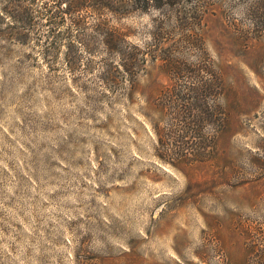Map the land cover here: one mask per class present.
Segmentation results:
<instances>
[{
    "label": "rangeland",
    "instance_id": "obj_1",
    "mask_svg": "<svg viewBox=\"0 0 264 264\" xmlns=\"http://www.w3.org/2000/svg\"><path fill=\"white\" fill-rule=\"evenodd\" d=\"M35 2L25 43L0 18V264H264V31L218 0L193 44L175 30L155 46L156 15L79 32ZM116 41L136 52L134 89ZM168 60L223 81L209 103L226 122L200 131L214 142H168L188 122Z\"/></svg>",
    "mask_w": 264,
    "mask_h": 264
},
{
    "label": "trees",
    "instance_id": "obj_2",
    "mask_svg": "<svg viewBox=\"0 0 264 264\" xmlns=\"http://www.w3.org/2000/svg\"><path fill=\"white\" fill-rule=\"evenodd\" d=\"M36 0H0V18H9L11 26L4 29L3 34H8L12 39L25 43L28 31L34 27L32 6ZM218 0H45L44 14L48 26L56 28L69 16L70 23L83 32L86 28L88 16H100L104 12L124 16L126 14L140 13L155 16L152 21L151 35L153 43L158 46L162 42H170L175 30H183V37L187 43L193 44L196 40L195 30L211 4ZM241 14L248 20L251 30L264 31V0H233ZM50 3V4H49ZM64 5V6H62ZM99 21V20H98ZM100 22V21H99ZM99 25V24H98ZM173 26L175 29H172ZM99 28V27H97ZM105 32L110 33L106 30ZM54 37L53 33H51ZM57 37V36H56ZM116 41L115 56L120 59L124 68V75L129 78V86H136L137 57L132 49L120 45ZM176 61H166L164 66L176 77L169 85L168 90L175 96L181 95L185 101V120H188L186 129L183 127L170 129L168 142H180L187 138V142H214V138L201 134L200 131L208 127L224 126L226 120L220 112L218 105L210 104L212 98L218 99L224 95L223 81L212 69V65L205 61L202 64L192 66L189 71L190 80H179V71ZM217 96V97H216ZM193 100L199 101L198 106H193ZM191 102L189 107L188 102ZM195 111L199 112L195 114ZM222 113V114H221ZM217 117V119H216ZM178 126L180 125L177 124ZM176 125V126H177ZM184 125V122H183ZM214 125V126H213ZM156 130V128H154ZM199 132V133H198ZM186 142V141H185ZM173 165V164H171Z\"/></svg>",
    "mask_w": 264,
    "mask_h": 264
}]
</instances>
